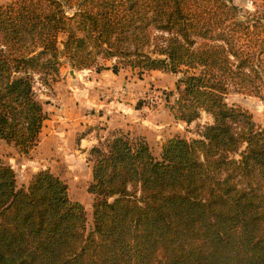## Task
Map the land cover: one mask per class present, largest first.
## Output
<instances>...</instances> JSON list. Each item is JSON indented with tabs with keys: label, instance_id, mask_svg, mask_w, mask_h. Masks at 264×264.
<instances>
[{
	"label": "trees",
	"instance_id": "16d2710c",
	"mask_svg": "<svg viewBox=\"0 0 264 264\" xmlns=\"http://www.w3.org/2000/svg\"><path fill=\"white\" fill-rule=\"evenodd\" d=\"M251 2L0 3V139L21 153L48 117L36 80H54L62 53L76 67L168 70L173 117H212L198 138L166 139L159 158L122 134L93 147L89 230L59 176L40 170L18 187L0 161V264H264V126L227 102L232 90L264 98V0Z\"/></svg>",
	"mask_w": 264,
	"mask_h": 264
},
{
	"label": "rangeland",
	"instance_id": "374dc122",
	"mask_svg": "<svg viewBox=\"0 0 264 264\" xmlns=\"http://www.w3.org/2000/svg\"><path fill=\"white\" fill-rule=\"evenodd\" d=\"M234 3L241 12L253 8L251 0ZM65 38L62 32L60 48ZM97 60V65L76 67L62 53L54 80H49V85L36 80L35 93L48 119L43 122L38 144L28 154L0 139V161L12 167L17 186L27 184L40 170L59 176L68 185L69 197L84 205L88 230L92 227L93 195L87 186L92 179L93 147H102L112 135L122 134L133 142L145 141L159 158L166 139L198 138L203 126L212 122L205 112L190 122L173 117L168 108L173 96L168 94L177 79L174 73L158 69L139 75L129 68L114 73L110 69L113 59ZM227 102L247 109L253 121L264 126V98L232 90Z\"/></svg>",
	"mask_w": 264,
	"mask_h": 264
},
{
	"label": "crops",
	"instance_id": "0c3cea01",
	"mask_svg": "<svg viewBox=\"0 0 264 264\" xmlns=\"http://www.w3.org/2000/svg\"><path fill=\"white\" fill-rule=\"evenodd\" d=\"M48 119V117L46 118V120Z\"/></svg>",
	"mask_w": 264,
	"mask_h": 264
}]
</instances>
